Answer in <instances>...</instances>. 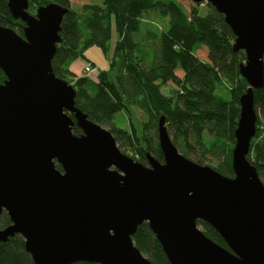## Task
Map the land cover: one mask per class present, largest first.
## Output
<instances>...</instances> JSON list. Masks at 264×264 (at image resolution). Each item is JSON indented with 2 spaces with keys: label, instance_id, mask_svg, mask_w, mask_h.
Wrapping results in <instances>:
<instances>
[{
  "label": "water",
  "instance_id": "obj_1",
  "mask_svg": "<svg viewBox=\"0 0 264 264\" xmlns=\"http://www.w3.org/2000/svg\"><path fill=\"white\" fill-rule=\"evenodd\" d=\"M206 1L231 27L248 83L232 150L234 176L183 155L166 118L158 123L160 161L143 164L76 105V90L53 71L69 8L57 2L29 12L8 0L24 36L0 25V243L20 234L35 264H154L132 236L144 222L171 264H264V182L249 161L256 133L254 90L264 85V0ZM82 133L73 132L74 125ZM61 165L62 170L57 168ZM197 220L217 230L210 239Z\"/></svg>",
  "mask_w": 264,
  "mask_h": 264
},
{
  "label": "trees",
  "instance_id": "obj_2",
  "mask_svg": "<svg viewBox=\"0 0 264 264\" xmlns=\"http://www.w3.org/2000/svg\"><path fill=\"white\" fill-rule=\"evenodd\" d=\"M50 2L69 8L52 60L53 71L73 85L77 107L110 130L124 153L129 151L143 164H148L147 153L164 161L158 139V123L164 115L172 141L183 155L201 164L212 161L216 170L234 176L232 150L240 97L248 83L240 73L246 55L234 50L236 36L223 14L209 3L202 14L198 8L202 2L187 10L178 0H95L83 5L81 11L74 9L70 0H29L28 10L35 14L39 6ZM157 19L165 20L166 26H156ZM113 22L120 36L108 67L95 78L76 74L71 62L86 58L85 49L96 45L107 51ZM0 25L24 36L25 22L13 17L8 0H0ZM149 38L158 40L156 48ZM201 45L207 47L206 60L196 53ZM88 62L95 67L94 62ZM179 68L182 76L176 73ZM6 78L0 68V83ZM223 81L230 94L227 100L216 93ZM169 82L173 86L165 93L163 87ZM254 98L256 133L248 159L264 182V85L254 90ZM138 111L145 119L134 118ZM126 119L129 126L124 124ZM73 132L79 135L82 130L75 124ZM57 168L62 170L59 164ZM11 223L4 211L0 227ZM197 225L210 239L229 248L209 224L197 220ZM132 239L154 264H171L147 222L139 225ZM0 264H35L20 234L0 243Z\"/></svg>",
  "mask_w": 264,
  "mask_h": 264
},
{
  "label": "rangeland",
  "instance_id": "obj_3",
  "mask_svg": "<svg viewBox=\"0 0 264 264\" xmlns=\"http://www.w3.org/2000/svg\"><path fill=\"white\" fill-rule=\"evenodd\" d=\"M95 0H70L71 5L74 9L81 11V7L85 4L88 3H92ZM182 6H184L187 10H190L192 6L196 5L195 2L193 1H188V0H178ZM198 8L200 10V12L202 14L206 13L208 11V6H207V2L204 1L202 2L200 5H198ZM158 23H156L155 25L158 26L159 28H163L166 26L165 20H158ZM141 35L143 37H145L144 35V31H142ZM119 32L116 29V26L114 24V22L112 23V34H111V39L108 43V49L107 51H104L103 49H101L99 46L93 45L88 47L87 49H85L84 53L86 58L80 57L78 59H76L75 61L71 62V66L72 68H74L75 70H77L76 74L78 75H83V68L85 66V64L88 61L94 62L95 64V68L96 70L90 74L91 78H95L98 75V72L103 69V68H107L110 61L112 60L113 57V53H114V48L116 45V42L119 40ZM150 42L153 44V47L156 48V45L158 44V40L153 39V38H149ZM197 55L202 58L204 57L205 59H207V47L205 45H201L197 51H196ZM176 73L179 76L183 75V71L182 69H177ZM226 83L223 81L221 84L218 85V88L216 90L217 95H219L220 97H222L223 99L227 100L230 98V94L228 91V88L225 86ZM173 86L172 83H167L164 87H163V91L165 93L169 92V89ZM121 115V113L118 114V117ZM134 118L136 120H142L145 119V116L142 112L138 111L136 113V115L134 116ZM134 119V120H135ZM126 126H129V121L126 119V122L124 123ZM119 145V144H118ZM127 151V150H126ZM128 155H131V153L128 151L127 152ZM211 160V159H210ZM212 161H205L204 160V164L207 165H212L213 163H211Z\"/></svg>",
  "mask_w": 264,
  "mask_h": 264
},
{
  "label": "built area",
  "instance_id": "obj_4",
  "mask_svg": "<svg viewBox=\"0 0 264 264\" xmlns=\"http://www.w3.org/2000/svg\"><path fill=\"white\" fill-rule=\"evenodd\" d=\"M96 70V68L90 63L87 62L83 68V73L85 75H90L91 73H93Z\"/></svg>",
  "mask_w": 264,
  "mask_h": 264
},
{
  "label": "crops",
  "instance_id": "obj_5",
  "mask_svg": "<svg viewBox=\"0 0 264 264\" xmlns=\"http://www.w3.org/2000/svg\"><path fill=\"white\" fill-rule=\"evenodd\" d=\"M203 60H206L204 57H202ZM71 69L74 71V72H77V70H75L74 68H72L71 66Z\"/></svg>",
  "mask_w": 264,
  "mask_h": 264
}]
</instances>
